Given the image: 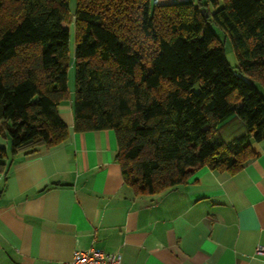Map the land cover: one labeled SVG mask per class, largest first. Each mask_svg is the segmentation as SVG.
<instances>
[{
	"label": "trees",
	"instance_id": "obj_1",
	"mask_svg": "<svg viewBox=\"0 0 264 264\" xmlns=\"http://www.w3.org/2000/svg\"><path fill=\"white\" fill-rule=\"evenodd\" d=\"M68 9V0H0V124L12 153L68 137L58 105L69 97L72 22L73 129L114 130L115 159L135 194L172 188L203 166L235 173L257 155L264 1L76 0L72 16ZM213 24L231 41L235 69ZM233 114L246 130L226 140L220 126ZM5 157L0 146V166Z\"/></svg>",
	"mask_w": 264,
	"mask_h": 264
},
{
	"label": "crops",
	"instance_id": "obj_2",
	"mask_svg": "<svg viewBox=\"0 0 264 264\" xmlns=\"http://www.w3.org/2000/svg\"><path fill=\"white\" fill-rule=\"evenodd\" d=\"M72 101L58 105L68 137L54 145L12 153L0 124V264H71L91 247L119 253L120 264H264V141L251 142L257 155L235 173L203 166L172 188L135 194L114 130L75 132ZM245 130L233 114L219 134Z\"/></svg>",
	"mask_w": 264,
	"mask_h": 264
},
{
	"label": "rangeland",
	"instance_id": "obj_3",
	"mask_svg": "<svg viewBox=\"0 0 264 264\" xmlns=\"http://www.w3.org/2000/svg\"><path fill=\"white\" fill-rule=\"evenodd\" d=\"M69 2V14L72 16V14L75 11L76 7V0H68ZM5 11H0V22L5 17L4 15ZM213 30L215 31L216 37L219 40V43L222 45L225 53V57L228 61V63L235 69L236 66V58L235 54L232 48V44L230 39L214 24L212 25ZM74 50H75V28L74 24L72 22L69 23V41H68V51H67V60H68V91H69V97L74 96ZM239 72V71H237ZM240 73V72H239ZM243 77L247 78L246 76L242 75ZM257 87L259 88L260 92L264 94V87L257 84ZM194 89H198V85H195ZM254 147V146H252Z\"/></svg>",
	"mask_w": 264,
	"mask_h": 264
},
{
	"label": "built area",
	"instance_id": "obj_4",
	"mask_svg": "<svg viewBox=\"0 0 264 264\" xmlns=\"http://www.w3.org/2000/svg\"><path fill=\"white\" fill-rule=\"evenodd\" d=\"M256 253L264 254V247H257ZM119 253H106L93 247L73 253L71 264H120Z\"/></svg>",
	"mask_w": 264,
	"mask_h": 264
},
{
	"label": "water",
	"instance_id": "obj_5",
	"mask_svg": "<svg viewBox=\"0 0 264 264\" xmlns=\"http://www.w3.org/2000/svg\"><path fill=\"white\" fill-rule=\"evenodd\" d=\"M205 10H206L205 7H202V8H201V12L203 13L204 16L206 15Z\"/></svg>",
	"mask_w": 264,
	"mask_h": 264
}]
</instances>
